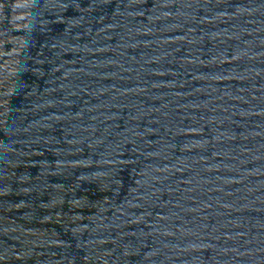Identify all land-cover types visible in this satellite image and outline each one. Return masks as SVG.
<instances>
[{
  "label": "water",
  "instance_id": "1",
  "mask_svg": "<svg viewBox=\"0 0 264 264\" xmlns=\"http://www.w3.org/2000/svg\"><path fill=\"white\" fill-rule=\"evenodd\" d=\"M0 264H264V0H0Z\"/></svg>",
  "mask_w": 264,
  "mask_h": 264
}]
</instances>
